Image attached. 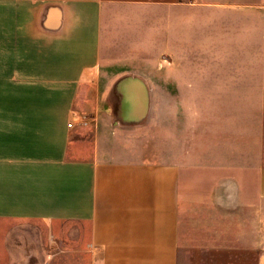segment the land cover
Masks as SVG:
<instances>
[{
	"label": "crops",
	"instance_id": "obj_1",
	"mask_svg": "<svg viewBox=\"0 0 264 264\" xmlns=\"http://www.w3.org/2000/svg\"><path fill=\"white\" fill-rule=\"evenodd\" d=\"M162 4L0 0V264H67V251L72 264H178L181 167L163 158L148 72L109 54ZM250 168L196 195L205 236L190 248L264 264V165ZM215 207L234 226L206 229ZM12 222L45 225L44 244L11 242ZM70 222L72 247L56 238Z\"/></svg>",
	"mask_w": 264,
	"mask_h": 264
},
{
	"label": "rangeland",
	"instance_id": "obj_2",
	"mask_svg": "<svg viewBox=\"0 0 264 264\" xmlns=\"http://www.w3.org/2000/svg\"><path fill=\"white\" fill-rule=\"evenodd\" d=\"M162 1L160 16L146 11L139 35L123 37L119 51L109 54L124 55L123 63L148 72L163 158L173 157L181 167L180 230L186 237L178 264H227L224 251L190 248L203 246L195 241L205 236L206 210L195 197L239 172L254 177L251 164L264 165V0ZM207 214L215 223L209 220L206 229L234 226L227 208ZM4 225L13 227V243L44 244L34 237L46 230L42 223ZM63 230L56 238L72 247L73 223ZM60 253L72 264V252Z\"/></svg>",
	"mask_w": 264,
	"mask_h": 264
},
{
	"label": "built area",
	"instance_id": "obj_3",
	"mask_svg": "<svg viewBox=\"0 0 264 264\" xmlns=\"http://www.w3.org/2000/svg\"><path fill=\"white\" fill-rule=\"evenodd\" d=\"M68 126L71 127L72 126V123H68Z\"/></svg>",
	"mask_w": 264,
	"mask_h": 264
}]
</instances>
